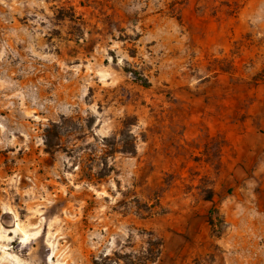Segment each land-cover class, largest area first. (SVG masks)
<instances>
[{
    "label": "rangeland",
    "instance_id": "1",
    "mask_svg": "<svg viewBox=\"0 0 264 264\" xmlns=\"http://www.w3.org/2000/svg\"><path fill=\"white\" fill-rule=\"evenodd\" d=\"M0 264H264V0H0Z\"/></svg>",
    "mask_w": 264,
    "mask_h": 264
},
{
    "label": "trees",
    "instance_id": "2",
    "mask_svg": "<svg viewBox=\"0 0 264 264\" xmlns=\"http://www.w3.org/2000/svg\"><path fill=\"white\" fill-rule=\"evenodd\" d=\"M131 74L134 76L135 80L137 83H139V85L143 86V87H149L150 86V82L147 78H145L144 76H142L139 72L135 71V70H132L130 71ZM60 128V125L58 123H53L51 124V126H49L47 129H46V134H45V144H46V147H47V152L49 153H52L53 151V148H54V143H53V136H55V138H59L60 139V132L56 134V132L54 131H57L58 129ZM123 134V133H122ZM124 136H128V134H124ZM129 137L131 138H134L132 134H129ZM115 139H113V143H109L110 140L109 139H103V145L106 146L105 148V154L109 155L110 154H114L116 152H121V153H133L134 152V142L132 141L131 143L130 142H127L125 143V145H122L119 147V144L116 143V141H114ZM129 146V147H127ZM105 168H106V173H105V176L108 175V172L109 171H112V168H109L108 169V165L106 163L105 165ZM213 224V222H212Z\"/></svg>",
    "mask_w": 264,
    "mask_h": 264
}]
</instances>
